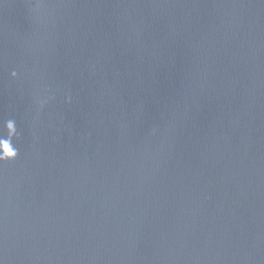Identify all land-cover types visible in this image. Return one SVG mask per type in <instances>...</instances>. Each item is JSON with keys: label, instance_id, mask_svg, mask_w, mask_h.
I'll return each mask as SVG.
<instances>
[{"label": "water", "instance_id": "95a60500", "mask_svg": "<svg viewBox=\"0 0 264 264\" xmlns=\"http://www.w3.org/2000/svg\"><path fill=\"white\" fill-rule=\"evenodd\" d=\"M0 139V264H264V0H0Z\"/></svg>", "mask_w": 264, "mask_h": 264}, {"label": "clouds", "instance_id": "9594fccd", "mask_svg": "<svg viewBox=\"0 0 264 264\" xmlns=\"http://www.w3.org/2000/svg\"><path fill=\"white\" fill-rule=\"evenodd\" d=\"M7 128L10 130V133H15V121L9 120L7 122ZM0 159L13 158L17 155V150L12 146L11 140H2L0 139Z\"/></svg>", "mask_w": 264, "mask_h": 264}]
</instances>
